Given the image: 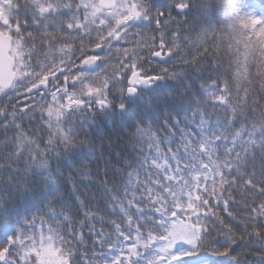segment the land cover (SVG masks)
Listing matches in <instances>:
<instances>
[{"label": "snow or ice", "instance_id": "snow-or-ice-1", "mask_svg": "<svg viewBox=\"0 0 264 264\" xmlns=\"http://www.w3.org/2000/svg\"><path fill=\"white\" fill-rule=\"evenodd\" d=\"M0 264H264V0H0Z\"/></svg>", "mask_w": 264, "mask_h": 264}]
</instances>
